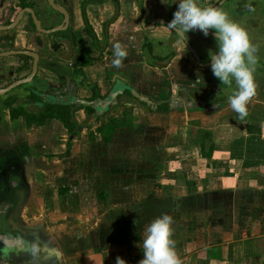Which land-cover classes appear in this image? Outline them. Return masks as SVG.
I'll use <instances>...</instances> for the list:
<instances>
[{
	"label": "rangeland",
	"instance_id": "374dc122",
	"mask_svg": "<svg viewBox=\"0 0 264 264\" xmlns=\"http://www.w3.org/2000/svg\"><path fill=\"white\" fill-rule=\"evenodd\" d=\"M19 1L0 0L1 22L6 16L2 15L3 10L8 5L15 10L20 7ZM216 1L200 0V3L201 6H212ZM235 1H226L221 9L244 27L250 41L257 47L258 59L253 77L256 91H264V10H243L241 14L240 10L235 9ZM250 1L253 0L246 1L241 7L244 8ZM26 2L32 3L44 27L61 21V16L49 6L47 0ZM176 8L177 4L172 1L168 9L159 11L160 16L170 21ZM83 26L81 29L84 30ZM13 29L11 35L0 32V50L36 49L39 42L49 40L60 57L75 53L69 43V35H64L67 32H39L29 14H25ZM84 32L79 31L81 37L77 36L76 43L90 48L91 42ZM145 33V40L153 43L155 53L166 55L179 50L180 55L193 62L192 54L183 42L165 25L158 23L156 28L145 30ZM187 37L197 47L203 61H208L209 50L216 48L215 41L196 31L188 32ZM0 60L3 70L0 87L30 72L31 60L27 57L11 55ZM170 61L166 63L163 60L158 64L167 67ZM22 63L25 68L21 72L17 75L9 73L11 68ZM149 69L146 66L147 73ZM70 70L72 67H62L65 72L61 77L62 85L55 82L50 85L43 80L48 90L66 92L76 82L77 96L96 99L106 95L116 81V78L110 79L109 76L108 83L100 89L96 82L88 83L85 75L81 77L82 83L76 81ZM156 72L163 73L161 70ZM37 78L40 77L37 75ZM166 78L167 75H161V80ZM167 83L171 89L169 80ZM231 86L234 90V81ZM181 107L186 109L185 106ZM52 108L56 107L46 106L42 114L54 113ZM64 108L69 109L67 106ZM32 116L35 117L34 114ZM73 116L78 125L71 130L64 127L61 119L53 116L58 120H52L42 128H26L18 120L13 129H4L5 136L0 137V151L3 149L5 155L13 153L16 155L13 157L17 158L14 160L16 164L12 161L17 167L12 172L13 176L19 178L14 185L20 186L15 198L17 218L14 227L27 236L30 234L31 238L36 237L40 246L45 247L44 253L40 251L39 255L43 254L49 260L46 263L43 260L28 261L31 264H50L55 259L54 264H112L111 260L114 259L116 263L117 257L125 260L128 256H137L142 247V230L151 219L167 213L176 224L174 211L178 204L171 203L170 198L166 197L174 192L168 180L173 176L172 168L179 163V155L173 149L179 152L185 150L184 145H172L169 138L170 134L181 135V126L177 129L174 126L179 117H173L170 112L161 114L150 111L127 93L120 95L116 108L108 110L101 118L97 119L93 108L86 106L75 108ZM31 121L33 126L36 122L33 118ZM92 123L98 126L93 128ZM2 169H5V165ZM6 188L11 191V187Z\"/></svg>",
	"mask_w": 264,
	"mask_h": 264
},
{
	"label": "crops",
	"instance_id": "0c3cea01",
	"mask_svg": "<svg viewBox=\"0 0 264 264\" xmlns=\"http://www.w3.org/2000/svg\"><path fill=\"white\" fill-rule=\"evenodd\" d=\"M83 1L55 0L69 14V23L64 29L67 33L64 35H69V43L74 47L75 53L72 56L60 57L49 40L39 42L36 49L21 48L38 53L36 75L50 85L52 82L61 84L62 74H65L62 67H72L70 73L74 77L73 72L79 56L87 54L93 60L80 70L88 83L94 81L102 89L110 76V79L127 82L155 104L169 101L168 112L156 109L153 112H170L173 117H179L174 126L175 129L180 126L183 129L181 135L178 132V135H169L172 145H184L185 150L179 152L173 149L179 155V163L173 161L177 165L172 168L173 176L168 182L174 192L166 197L170 198L171 203L178 204L174 211L177 220L172 225V239L181 264H264V91L255 90V95L247 105L248 115L241 118L228 102L233 91L232 86L221 83L210 67L200 66L195 60L191 62L190 58L180 55L179 50L172 56L167 67L151 66L142 52L146 43L144 41L151 42L145 40L146 33L140 25L142 0H105L87 4V19L100 41L104 33L107 35V44L99 52L84 32L89 37L91 47L77 45V36L81 37L79 31H84L81 29L84 23L80 11ZM114 1L118 4V15L112 20L116 9ZM10 6L12 7L8 5ZM148 7L149 18L160 15L159 11L166 9L163 0H148ZM13 30L0 32L11 35ZM169 31L171 32L170 29ZM116 42H120L128 53L119 67L112 63L113 45ZM144 66L150 68L148 73ZM159 70L164 74L156 72ZM161 75H167L168 78L161 80ZM168 80L171 89L168 88ZM219 95L222 98L212 102ZM144 105L148 107L147 104ZM6 112L3 110L0 115V137L5 136V130L9 131L8 127L13 129L18 120L26 128H42L50 121L58 120L48 115L42 124L34 123L31 126L22 116L13 118L12 112ZM91 125L93 128L98 126L96 123ZM174 141L177 142L173 143ZM13 155L16 156L13 153L5 155L3 149L0 151L2 191L8 185L5 176H1L3 171H7L9 167L17 169V158ZM3 165L5 169H2ZM19 188V184L13 185L9 193L6 190L1 194V202L6 204L0 222L1 231L14 228L17 218L15 198L18 197L16 193ZM33 240L37 252L29 260L48 262L45 255H39L40 251L44 253L45 247L40 246L36 237ZM141 248L137 256L126 257L127 264H138L143 256ZM30 261L27 259L11 264H31ZM113 261L114 259L111 260L112 264H116ZM54 262L55 259L50 264Z\"/></svg>",
	"mask_w": 264,
	"mask_h": 264
},
{
	"label": "clouds",
	"instance_id": "9594fccd",
	"mask_svg": "<svg viewBox=\"0 0 264 264\" xmlns=\"http://www.w3.org/2000/svg\"><path fill=\"white\" fill-rule=\"evenodd\" d=\"M163 3L169 4V0H163ZM173 3L177 8L167 23L172 30L185 38L190 31L199 30L207 37L213 30L216 48L209 50L211 71L225 85L231 86L235 82L228 102L241 118L246 117L247 105L255 95L253 72L258 59L257 47L250 41L247 31L219 7L201 6L200 0H173ZM113 47L112 63L119 67L128 53L120 42L114 43ZM172 225L173 218L167 213L146 224L142 230L143 256L138 264H181L172 239ZM116 264L127 262L117 257Z\"/></svg>",
	"mask_w": 264,
	"mask_h": 264
},
{
	"label": "flooded vegetation",
	"instance_id": "af4514ba",
	"mask_svg": "<svg viewBox=\"0 0 264 264\" xmlns=\"http://www.w3.org/2000/svg\"><path fill=\"white\" fill-rule=\"evenodd\" d=\"M172 1L173 0H170L169 5L165 4L166 5V9H168V7L171 6ZM219 1L220 0H217L212 6H215ZM226 1H228V0H226ZM246 1H248V0H236L234 2L235 9L236 10H240L241 14H243V12H244L243 10H249L248 9L249 7L252 9V11H261V8H263V10H264V0H257L256 2L253 0V1L248 2L245 5L244 8L241 7ZM225 2H223L222 5L219 8H222V6L224 5ZM147 4H148V0H147ZM247 5H249V7H247ZM27 7L33 8V6H27ZM21 8H24V7L20 6V7H17L15 10H13V8H11V6H10V7H7L6 9H4L3 12H2V15L5 14L6 16H5V19L2 20V22L0 20V25L10 24L12 22V20L14 19V17L16 16L18 10H20ZM34 11H35L37 17L39 18V16H38V14H37L35 9H34ZM80 11H81V14H82L81 7H80ZM56 12L61 16V21H58L57 23L53 24V26L46 28V27L43 26L42 20L39 18L41 20L43 28L51 29V28L59 26V25H61L63 23L64 15L62 13L58 12V11H56ZM26 14H29V13H26ZM149 15H150V13L148 14V16L145 19V24L146 25L151 23L157 17H161V18L166 19L165 17L157 15V16L153 17L151 20H149ZM143 16H144V11H143V0H142V15H141V19H140V25H141V20H142ZM166 20L169 21L168 19H166ZM32 22H33V20H32ZM68 23H69V20H68ZM156 25H158V23L155 24L154 28L156 27ZM166 27H168V26H166ZM169 29L171 30L172 33H175L178 36V38L185 45L186 49L189 50L188 47L186 46V42L182 39V37L179 36L171 28H169ZM144 30H148V29H144ZM58 31H61V30H58ZM58 31H56V32H58ZM210 31H213V30H210ZM196 32L197 33H202V32H200L198 30H196ZM54 33H50V34H54ZM208 36H209L208 38L213 39V41H215L214 38H213V35L209 34ZM186 38H187L188 42L191 44V46L196 50V52L200 56V59H201L202 63H206V62L210 61V59L208 61H203V56L201 55L200 52H198L197 47L194 46L193 43H191L190 39L187 36H186ZM144 42L147 43L149 41H144ZM150 43L152 45L151 46L152 56H155V55L156 56H164V55H159V54L155 53L154 46H153L152 42H150ZM214 45H216V43H214ZM9 50H11V49H9ZM28 50H30V49H28ZM0 51H4V50H0ZM142 52L144 53V49L143 48H142ZM146 52H147V49H146ZM189 52H190V50H189ZM170 53H172V55L174 56L177 53V50H173V52L171 51ZM19 56L27 57L28 60L30 59L31 60L30 68H32V65H33V58L32 57L26 56V55H19ZM192 57H193V55H192ZM0 58H2V56H0ZM24 68H25L24 67V63H22L20 65L17 64L16 67L11 68L12 70L9 73H11V74L14 73L15 75H17ZM8 71H10V69H8ZM30 71H31V69H30ZM1 73H3V70H2V62L0 60V81L2 80ZM29 73L25 74L22 77L15 78L13 81H10L8 84H10V83H12V82H14V81H16V80H18L20 78L28 76ZM38 79H41V78H37V75H35L31 82L22 84L20 86H17V87H15L17 89L14 88L11 91L7 92V93H12V96H13V101L10 102L11 108H16V107L22 106L26 110L30 111V109L38 110L39 108H45L46 106H49V105H58V106L61 105V106H67L69 108L70 112H71V109L74 107V105L73 104H69V102L71 101L73 95L77 96V94L75 92V89L77 88L78 84L76 82L73 83L72 87L69 88L66 92L65 91H60L59 89H56L54 91H49L46 82H45V84H42V82L44 83V81L41 79L42 82L40 83L38 81ZM8 84H6L5 86H7ZM5 86H1L0 88L5 87ZM33 91L35 92V94H37L36 97L32 96V92ZM127 91L128 90H126L125 92H127ZM7 93H5V94H7ZM15 95H17V96H15ZM106 95L101 96V97H96V99L97 98H103ZM2 96L3 95H0V115H1L3 110L4 111L8 110L11 113L12 111L9 108V105H7V104L4 105ZM89 99L91 100V99H95V98L92 97V98H89ZM79 106H86V105H79ZM79 106H77V107H79ZM86 107H91V106H86ZM156 108H157V105H156ZM93 110L95 112L94 108H93ZM106 113L107 112H105L104 114H106ZM73 115H74V113H73ZM19 116H22L23 118H25L23 115H19ZM95 116L97 117L96 112H95ZM13 171H14L13 167H10V169H8L7 171H3V174H1V176L2 175L5 176V180L8 182L7 186H9V188L11 187V190L13 189V185L15 184V180H17L19 182V178L17 176H13V173H12ZM6 190H7V188H6ZM6 190L2 191L1 188H0V198H1V194L2 193L4 194L6 192ZM7 192L9 193L10 190L8 189ZM5 205L2 204L1 199H0V222L3 219L2 215L5 212V209H4ZM10 228H9V230H7V228H5L4 231L0 230V234L6 235L5 238H0V262L17 263V262H22V261L27 260V259L29 260L34 255V253L37 252V250H36L37 246L35 245V241L30 236H27L24 233H22L19 229L15 228V227L13 229L12 228L10 229Z\"/></svg>",
	"mask_w": 264,
	"mask_h": 264
},
{
	"label": "water",
	"instance_id": "95a60500",
	"mask_svg": "<svg viewBox=\"0 0 264 264\" xmlns=\"http://www.w3.org/2000/svg\"><path fill=\"white\" fill-rule=\"evenodd\" d=\"M226 0H220L214 7H220L223 2ZM48 4L56 11L62 13L64 15V21L61 25L53 27L51 29H46L42 27L41 20L37 17L35 11L31 7H24L18 10L16 16L12 20L10 24L7 25H0V30H9L15 28L18 23L22 20L24 14L29 13L33 23L35 25V28L42 33L50 34L54 33L58 30H64L68 26V20H69V15L65 7L57 4L54 0H47ZM143 11H144V16L141 20V25L144 29H153L156 23L167 25L169 21H167L164 18L157 17L155 18L151 23L148 25L145 24V19L150 13L147 0H143ZM169 27V26H168ZM170 28V27H169ZM199 31V30H198ZM201 32V31H200ZM177 33V32H176ZM213 31H210L209 34H212ZM179 36L182 37V39L186 42V46L190 50L191 54L193 55L196 63L200 66L204 67H210L211 61H208L206 63H202L200 56L196 52V50L191 46V44L188 42L187 38L184 36L180 35L177 33ZM10 55H26L30 56L33 58V65L31 68L30 73L28 76L20 78L10 84H8L5 87L0 88V95H4L5 93L11 91L17 86H20L25 83H29L33 80L34 76L37 73L38 69V59L39 55L37 52L33 50H28V49H11V50H4L0 51V56L5 57V56H10ZM126 90L130 92L132 96L137 98L139 101L144 102L145 104L149 105L152 109H156V104L153 100H151L148 96L144 94H140L137 90H135L132 86L127 84L126 82L116 79L113 87L109 90L107 95L103 98H97V99H87V98H81L79 96L73 95L71 101L69 104H73L74 107L71 109V114L73 115L74 109L79 106V105H86V106H91L92 108L95 109L96 115L101 116L105 112H107L111 107H114L118 104V97L122 95ZM71 93V92H70ZM50 96V95H49ZM56 98V97H55ZM6 235L0 234V238H5Z\"/></svg>",
	"mask_w": 264,
	"mask_h": 264
},
{
	"label": "trees",
	"instance_id": "16d2710c",
	"mask_svg": "<svg viewBox=\"0 0 264 264\" xmlns=\"http://www.w3.org/2000/svg\"><path fill=\"white\" fill-rule=\"evenodd\" d=\"M26 1L27 0H20L19 1V5L22 6V7L32 6V3H29V2H26ZM103 1H105V0H84L82 5H81L82 17H83V23H84V31L90 37V39L92 40V44L94 45V47L99 52H102L104 50L106 44H107V37H106L107 35L104 33L103 34L104 37H103L102 41H100V39L98 38L97 34L95 33L93 27L91 26L90 22L87 19L85 7H86L87 4L100 3V2H103ZM169 3H170V0H169ZM115 7H116V9H115V13H114V15L112 17V20L118 15V4L116 2H115ZM151 46L152 45H151L150 42L145 43L144 46H143L144 56L146 57V61L152 66H157V67L159 66L161 68L164 67L165 64L164 65L158 64V62L165 60V62L168 63V61H170V59L173 56L172 53H169V54L164 55V56H156V55L152 56ZM146 49H147V52H146ZM92 60H93V58H91L87 54H82V55L79 56V58H78V60H77V62L75 64L76 67L74 68V72H73L74 73V77L76 78V81L79 82V80H80V83L83 82V78H81V77H83V75H82V71L80 69H81L82 66H85V65H88L89 63H91ZM38 81L40 83L42 82L41 79H38ZM42 84H45V82L44 83L42 82ZM15 89H17V88H15ZM125 93L130 95L129 91H127ZM36 95L37 94H35V92L33 91L32 92V96L36 97ZM15 96H17V95H15ZM221 98H222V96L219 95L218 97L214 98L212 100V102L219 101ZM2 99H3L4 105L5 104L9 105V108L12 111V117L15 118V117H18L19 115H23L25 117L26 123L28 125L31 124V122H32L31 118H33L35 120L34 122H36V124H40V123L42 124L43 120L46 117H48V115L57 116L59 119L62 120L61 122L63 123V125L66 128H68L69 130H71L72 127L74 128L76 125H78V122L76 121L74 116L71 114L70 110L64 108V106H61V105H59V106L58 105H55V106L49 105L50 107H56L54 109L52 108L54 110V113L52 111V113H50V114L43 115L42 114L43 108H39L38 109L40 112L39 111L37 112V110H35V109H30V111H28L22 106H19V107H16V108H11L10 102L13 101L12 93H7V94L3 95ZM141 103L145 104L144 102H141ZM156 105H157L156 110H158V111L168 112L170 110V102L169 101L158 102V103H156ZM112 108H116V106L111 107V109ZM148 108H149L150 111H153V109L149 105H148ZM32 114H34L35 117H33ZM104 115L105 114H103L101 116H97V119L103 117ZM107 127H109V126H107ZM110 128L111 127H109V129ZM109 132H111V130ZM105 134L107 135L106 132H105Z\"/></svg>",
	"mask_w": 264,
	"mask_h": 264
}]
</instances>
